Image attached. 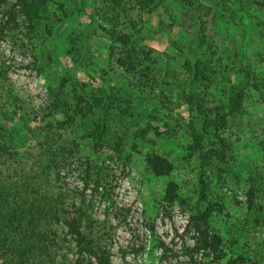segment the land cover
<instances>
[{
    "label": "rangeland",
    "instance_id": "obj_1",
    "mask_svg": "<svg viewBox=\"0 0 264 264\" xmlns=\"http://www.w3.org/2000/svg\"><path fill=\"white\" fill-rule=\"evenodd\" d=\"M15 2L0 0V27ZM113 29L132 42H113ZM127 50L130 69L116 59ZM56 88L106 109L98 144L87 130L101 107L60 125L72 154L55 184L94 218L113 264L185 263L199 209L223 239L222 264L237 254L264 264V0H48L32 30L0 32V104L11 103L0 106V140L25 138L10 141L25 166L43 131L66 119L48 108ZM207 118L218 126L205 134ZM220 145L224 160L206 157ZM153 153L172 163L167 174L152 171ZM57 230L73 262L72 235Z\"/></svg>",
    "mask_w": 264,
    "mask_h": 264
},
{
    "label": "trees",
    "instance_id": "obj_2",
    "mask_svg": "<svg viewBox=\"0 0 264 264\" xmlns=\"http://www.w3.org/2000/svg\"><path fill=\"white\" fill-rule=\"evenodd\" d=\"M47 1L16 0L13 6L7 9V18L3 21L0 32L5 29L12 31L22 26L32 30L36 21L42 17ZM110 36L113 42L125 45L131 43L133 39L130 34L118 33L115 29ZM131 51L127 50L124 56L118 55L116 57L118 63L128 65V68L134 67L135 61L132 60ZM55 90L54 99L48 108H52L53 112L62 111L66 119L58 124L51 123L50 127L43 131L38 142L40 149L36 153L37 157L34 161L30 158L29 166H25L28 163L26 159L23 163L20 160L21 154L24 153L13 150L11 146L12 140L18 139L16 141L19 143L24 141L25 138L21 134L16 131L11 133L9 141L0 140V261L4 264H80L83 257L89 255L95 258L98 264H113L103 240L104 232L96 228L94 218L75 200L69 201L72 196L60 191L59 185L55 184L60 167L72 154V147L67 145L63 132L59 131L60 125L64 123L71 125L77 118L88 120L89 113H93L94 108L101 107L100 109H104L99 117L102 121L87 130L89 138L98 144L108 137L104 124L106 109L101 106V99L98 97L87 98L79 93L68 94L60 88ZM242 97L243 93L240 90V93L231 100L233 111L241 110ZM2 104L4 106L9 104L10 107L11 103ZM13 104L23 111V105L17 102ZM223 117H220V121ZM211 126L217 127L218 121L210 118L204 120L203 133H210ZM194 136L198 137L197 133ZM218 149L209 150L206 157H212L214 154L220 160H224L222 145ZM147 161L156 175L167 174L173 167L167 158L157 153L149 155ZM82 177L87 183L88 179ZM176 187L175 182L167 184L166 195L171 200L176 197ZM192 220L194 242L188 251L187 261L181 264H222L223 239L210 224L209 211L197 210ZM62 223L66 224L76 246V250H72L77 254L73 262L60 253L64 243L69 240L65 235L61 236L58 233L57 225ZM192 250L195 251V255ZM248 260L244 255L237 254L229 256L225 264H261L255 259L249 262Z\"/></svg>",
    "mask_w": 264,
    "mask_h": 264
}]
</instances>
